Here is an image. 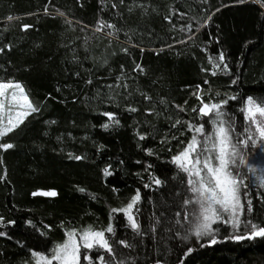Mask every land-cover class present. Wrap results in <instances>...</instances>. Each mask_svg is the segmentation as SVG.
I'll use <instances>...</instances> for the list:
<instances>
[{
  "label": "trees",
  "instance_id": "1",
  "mask_svg": "<svg viewBox=\"0 0 264 264\" xmlns=\"http://www.w3.org/2000/svg\"><path fill=\"white\" fill-rule=\"evenodd\" d=\"M2 83L30 108L0 129V264L87 230L78 264H264V0H0ZM219 125L241 212L198 234L176 159Z\"/></svg>",
  "mask_w": 264,
  "mask_h": 264
},
{
  "label": "rangeland",
  "instance_id": "2",
  "mask_svg": "<svg viewBox=\"0 0 264 264\" xmlns=\"http://www.w3.org/2000/svg\"><path fill=\"white\" fill-rule=\"evenodd\" d=\"M0 95V115L4 119L0 123V129L7 126L11 128L25 117L30 102L23 88L15 83H2ZM257 110L255 106L249 107L248 117L257 115ZM207 111L209 112L210 109ZM230 152L229 133L223 125H219L213 147L202 146L197 137L176 159L179 166L192 177V183L201 199V218L195 227V232L198 234L208 232L214 222L225 221L223 215L228 217L230 223L238 221L241 201L236 180L229 171ZM127 216L133 222L131 209ZM95 245L107 247L104 233L91 230L71 231L49 255H36L32 264H78L81 248H92Z\"/></svg>",
  "mask_w": 264,
  "mask_h": 264
}]
</instances>
